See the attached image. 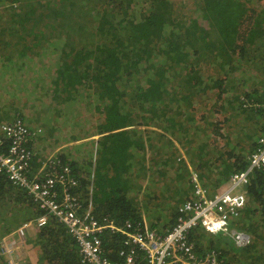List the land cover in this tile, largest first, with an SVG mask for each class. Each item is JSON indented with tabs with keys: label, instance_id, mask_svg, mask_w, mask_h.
Instances as JSON below:
<instances>
[{
	"label": "trees",
	"instance_id": "trees-1",
	"mask_svg": "<svg viewBox=\"0 0 264 264\" xmlns=\"http://www.w3.org/2000/svg\"><path fill=\"white\" fill-rule=\"evenodd\" d=\"M18 1L26 2V7L32 12L36 9L32 1H37L42 7L40 17L49 19L52 29L60 33L50 40L53 44H70L79 32L84 34L85 39L78 51L79 56L68 53L73 62L67 63V66L63 65V61L61 63L60 57L57 60L54 54L51 56L53 65H43L39 56L45 53L44 46L36 54V59L44 67L42 73L33 68L34 59L23 50L17 49V55L11 57L2 58L0 54V65L8 61L17 62L21 69L27 70V77L30 74L31 82L17 91L16 97L22 103H25L24 100L42 101L43 96L47 95L52 98L45 111L51 114L41 115L40 122L32 119L31 123H40L41 128L36 131L43 132L44 121L52 119L51 132L47 134L50 139L46 143L52 149L65 145L63 137L68 126L73 123L71 120L76 102L83 98L85 101L79 106L101 115L102 120L94 127L95 133L86 132L79 126L80 137L96 139L97 136L102 139L103 145L106 142H118L115 147L109 144L103 147L99 142L101 146L95 159L93 175L94 189L91 155L78 153L77 149L67 150L69 147L55 153L56 159L71 167L77 181V186L73 188L75 194L80 196L85 209L93 204L96 218L108 216L119 224L130 220L163 232L158 224L161 219H169L167 211L172 208V202L161 208L156 207L157 196L142 192L140 184L145 182L151 191H162L161 184H169L172 181L170 176L179 174L181 166L177 161L174 164L176 159L170 152L160 150V144L151 137L154 131L131 128H158L182 142L183 138L190 135L193 125L199 128L205 123L218 127L219 123L215 125L211 121L213 109L207 103L211 98L205 97L213 91L210 81L205 82L200 70H192L191 60L200 63L205 53H210L211 60L206 63L210 67L221 68L218 76L228 70L227 74L230 73L237 84L249 81L252 78L249 69L243 73L247 68L244 60L248 46L257 41L264 43V7L259 5L261 2L199 0L196 12L193 16H187L173 0H0V10L8 4L19 9L13 10L11 14L13 21L19 18L14 35L29 29L30 21L33 27L41 23L49 27L45 21L32 20L30 12L27 16V10L20 8ZM250 3L253 8L249 7ZM256 5L258 8H255ZM2 34L0 32V36ZM9 44L14 43L9 41ZM26 62L31 63V69L26 68ZM212 79L215 84L213 87L217 86V78ZM194 80H202L206 85L200 87L193 83ZM226 90L219 92V100H223L222 94H229ZM263 96L264 89L237 97L236 101L241 102V113L245 115L253 111L260 119L264 118V109L244 107L245 100L259 104ZM56 105H60V109L55 108ZM227 106L232 107V102L215 103L214 111L227 113ZM229 118L227 120L230 122ZM262 127L261 132L264 134V123ZM193 134L195 140L201 138L196 132ZM35 139L36 135L28 149H31ZM169 145H164V148ZM202 149L203 145H199L195 152V165L200 183L213 190V193L229 176L248 166L247 160L242 159L228 163L232 158L218 165L219 158L208 160ZM32 172H35V168ZM206 175L216 178L207 182ZM155 177L157 180H154ZM253 177L247 187L250 204L238 221L239 227L252 236L253 242L242 255L246 259L245 263L239 261L240 264H256L254 258L257 262L264 259V175L257 171ZM145 194L148 201L143 200ZM184 196L187 199L190 193H184ZM3 204H9L13 209L18 205H28L29 208L34 206L24 190L0 174V205ZM154 208L160 211H152ZM40 215L41 212L36 209L34 221ZM176 217L177 213L169 228L174 225ZM35 235L33 243L40 248V262L43 264H81L80 249L74 237L54 217H50L47 225L38 229ZM123 238L120 234L103 235L104 250L111 259H116L119 251L124 248ZM203 238L208 239L212 245L216 243L204 234L193 239ZM225 248L226 251H222L220 256L224 259L226 257L228 263H233L235 260L230 258V249ZM0 264L6 263L0 261Z\"/></svg>",
	"mask_w": 264,
	"mask_h": 264
},
{
	"label": "rangeland",
	"instance_id": "rangeland-1",
	"mask_svg": "<svg viewBox=\"0 0 264 264\" xmlns=\"http://www.w3.org/2000/svg\"><path fill=\"white\" fill-rule=\"evenodd\" d=\"M173 1L178 3V7L180 8V10L186 13L187 16H193V13H195L197 9V3L199 2V0ZM257 1H260L261 3L259 5L264 7V0ZM18 3L20 5V8H25V10H27V16H29V12L31 13L30 16L32 20L39 19L40 22H49V19L40 17V14L43 9L41 6L38 5L37 1L31 2L32 6L36 8L34 12H32L29 8L26 7V2L18 1ZM249 7L253 8V4L250 3ZM255 8H258V5H256ZM15 9L19 10L18 8L13 7V4H8L7 6L3 7V10H0L3 14V17L0 18V32L3 33L0 36V54L2 58L17 55V53L19 52L17 49L21 51L23 50L22 52L30 54L31 59H34V62L32 64L33 68L41 72V70H44L43 65H53L54 62L52 61V54L57 57V60H59L60 57L61 63L63 61V65L66 66L67 63L71 64L73 62L68 57V53L72 52V55L79 56L78 51L80 50L81 45L85 41L84 34L81 32L75 35L73 42H70V44L66 43L59 46L53 44V41H50L53 39V36L60 33L54 31L49 23V27H46L45 23H41L39 26L33 27V23H31L30 21V24L28 26L31 27H29V29L20 32V35H14L13 32L16 31L15 24L19 19L17 18L13 21L11 18L13 10L16 11ZM213 40L217 41L216 39ZM9 41H12L14 44H9ZM262 43L263 42L261 41H257L256 43L248 46V56L246 55L244 60V64L247 68L243 71V73H245L246 70L249 69L253 79L251 78L245 83L237 84V81L231 77V74H227L228 70H225L221 76H218L217 73L221 68L218 66L210 67V65H207L206 63L211 60L212 56L210 53L206 52L203 60L200 63L196 62L195 60H191V62L193 63L192 70H200V74L205 78V82L210 81V87H212L213 91L208 92L205 97L209 96L211 98V100L207 101V103L210 104L213 109L211 121L215 122V125L219 123L218 127H211L205 123L201 124L199 128L196 125H193L189 132L190 135L186 138H183L182 142L180 140L177 141L176 139H174V136L172 134H167L166 131L159 130L158 128L152 127L150 129L146 127L137 126L131 128L138 130L147 129L148 132L154 131L155 133H152L151 137H153V139L160 144V150L164 151V153L170 152L172 154V157L176 159L174 161V164H176L177 161V163H180L179 165L181 166L179 174L174 175L171 173L172 175L170 177H172V181L169 184H161L162 191H151L150 189H148L149 187H146L147 183L145 182H142V184H140L142 186V192L157 196V199L155 201L156 207L161 208L166 206L168 202H172V208L167 211L169 219H161L158 224L159 229H169L171 221L174 218V215L177 213V210L182 205V203L190 197L189 196L186 199L184 193H190L191 195L193 186L196 185L195 178H198L199 181L198 170L197 166L195 165V152L198 149L199 145H203L202 152L205 151L208 160L211 158H219L218 165H221L222 161L225 162L229 158H232L231 161L228 160V163L231 164L236 159L247 160V162H249L248 154H250L253 149V143L255 141V143H257L259 139L264 136V134L261 132L263 128L262 123H264V118L260 119L259 115H257L256 112L253 111H248L252 113L246 112L245 115H243L239 108L241 102L236 101L237 97L239 96L251 93L255 90H259L260 92L264 89V43ZM44 46L45 53L39 56L40 62L43 64L42 65L36 59V57L38 56L36 54L42 51L44 49ZM23 60H25V58H23ZM30 64L31 63L29 62L25 63L27 69H31ZM200 64L201 67H198ZM190 70L191 67L189 68V72ZM27 75V70L21 69L17 62L8 61L7 63L0 65V126L2 124H11L17 121H21L23 125L29 127V129L33 131L37 137V139H35L34 143L31 145V149L38 150V152L40 153L38 161L42 162L46 158L56 156L55 153H57L58 151L55 150L60 147L52 149L50 145L46 143V140L48 141L50 139V135L47 134L51 132L50 124L52 119L49 122L44 121L45 129L41 133L36 131L38 128H41L40 123L31 122L32 119L39 121L41 115H44L46 113H48V115L51 114V112L45 111L47 110V105L52 102V98L47 95L43 96L42 101L24 100L25 103H22L16 96L18 95V90L24 88L27 83L31 82L30 74L28 77ZM37 76L42 77L41 75ZM212 78H217L218 83H216L217 86L215 87H213L215 84ZM199 81L194 80L193 83L199 84L200 87H204L206 85L202 80ZM63 87L64 83L62 82L61 88L63 89ZM223 89H227L226 91H228L229 94H222L223 100H219L218 94ZM253 99L256 100L255 97H253ZM84 101L85 100L81 98L78 99L76 102L77 105H75L74 112L72 115L73 120H71V122L73 123L68 126V131H66L63 137V139L65 140V145L63 146H65V148L69 147L67 150L77 149L78 153L85 154L86 156L91 155V169L95 170V159L97 157L99 147L101 146L99 145V142H101L103 145V141L97 136H95L97 137L96 139H87L89 137L84 138V136L82 139L79 133L80 128H83V130H85L86 132L89 131L90 133H95L94 127L98 124L99 121L102 120V117L101 115L97 114L94 111H91L87 107L81 108L79 105L83 104ZM224 102H232V107L227 106V113H223L221 111H214L215 103L224 104ZM55 108L60 109V105H56ZM199 111L202 112L203 110ZM78 112L80 113L78 114ZM233 115L235 117L232 118ZM134 116L136 117L137 115L135 114ZM230 116L231 118H229ZM227 117L230 119V122L227 120ZM197 118L199 119V116H197ZM28 120H31L30 123ZM63 120L66 121L65 119ZM71 128H73L72 131H70ZM193 132H196L197 134L201 135V138L195 140V135L193 134ZM97 135H99V132L97 133ZM144 136L147 137L146 133ZM170 140H172L173 144L172 142H170ZM117 143L118 142L114 141H111V143L106 142L103 147H105L107 144H109L111 147H115L117 146ZM168 143H170L169 147L164 148V145ZM38 144L39 146H42L43 144L46 148L39 149L37 147ZM42 151L44 152V154L42 153ZM91 151L92 154L90 153ZM147 163L149 164V161H147ZM38 164L40 163H36V168H39ZM206 176L207 182H210L213 178H216L215 176ZM144 177L147 178V176ZM154 180H157V177H155ZM198 183L199 185H201L200 182ZM165 189L168 191H163ZM143 200H149L146 197V194L143 196ZM178 200L183 201L178 202ZM34 206L29 208L28 205H18L16 206V209H13V206L9 204L0 205V246L2 245L3 241L14 232L16 228H18L24 222L32 220L34 218V214L36 212V206ZM158 208H154L152 209V211H160ZM17 225L19 226L16 227ZM262 229L264 230V227ZM205 236L209 237L212 241H215L216 243L215 245H212L211 242H209V240L206 238H203L202 240H196V242L198 243V248L200 250H206L211 247H214L216 249H219L220 251H226L225 247H227L231 251L230 258H232V260H235L233 263L227 262V264H240L239 261L245 263L244 261H246V259L242 255L245 249L248 248L250 245L242 248L237 247L233 242L231 243V241L222 233L217 235L205 234ZM28 241L35 248L39 249V253L41 252L40 248L34 245V240H32L29 235H27L26 240L21 243V245L17 246L14 250L16 255H19L18 258L20 262L25 259L26 255L24 249L26 248ZM1 253L2 252H0V256L5 257V263L10 264L11 259L9 254L5 255ZM225 259L227 261L226 257ZM255 259L256 258H254V262L256 264H263L264 262V259H261L260 262L255 261ZM0 261L4 262L2 258H0ZM21 264L28 263L26 261ZM40 264L43 263L40 262Z\"/></svg>",
	"mask_w": 264,
	"mask_h": 264
},
{
	"label": "built area",
	"instance_id": "built-area-1",
	"mask_svg": "<svg viewBox=\"0 0 264 264\" xmlns=\"http://www.w3.org/2000/svg\"><path fill=\"white\" fill-rule=\"evenodd\" d=\"M245 106L264 109V96L261 103ZM34 135L21 121L0 126V174L32 198L42 212L36 220L39 227L47 225L50 217L67 227L79 246L82 264H225L217 250L197 248L193 239L197 230L211 235L222 233L237 247L251 244V236L239 231L233 220L248 204L247 187L256 170L264 175V137L249 167L233 174L215 193L195 178L192 198L179 207L174 225L160 233L130 220L119 224L108 216L96 218L93 204L85 209L73 190L77 181L70 165L55 156L49 157L37 173L32 172L34 154L28 146ZM30 226L23 225L5 239L0 252H14L17 238L23 240ZM105 233L124 237V248L114 260L104 250Z\"/></svg>",
	"mask_w": 264,
	"mask_h": 264
},
{
	"label": "clouds",
	"instance_id": "clouds-1",
	"mask_svg": "<svg viewBox=\"0 0 264 264\" xmlns=\"http://www.w3.org/2000/svg\"><path fill=\"white\" fill-rule=\"evenodd\" d=\"M243 100H245V99H243ZM254 100V99H253ZM250 103H252V102H249L248 100H245V104H244V107H246V108H253V107H250V106H245L246 104H250ZM255 103V102H254ZM29 128V127H28ZM264 137V136H263ZM263 137H261V138H263ZM260 138V139H261ZM259 142V141H258ZM31 151H32V149H30ZM32 153L34 154V152L32 151ZM253 154V153H252ZM252 156V155H251ZM48 158H46L44 161H43V163H42V166H43V164L45 163V161L47 160ZM33 161H34V159H33ZM249 165H250V163L248 164V166L246 167V169L249 167ZM41 166V167H42ZM34 167H32V169H33ZM38 168H35V171L37 170ZM245 169V170H246ZM245 170H243V171H245ZM257 171H260V170H256V172ZM240 172H242V171H240ZM260 172H262V171H260ZM235 173H237V172H235ZM235 173H233V174H235ZM232 174V175H233ZM255 174V173H254ZM231 175V176H232ZM231 176H229L227 179H226V181L225 182H223V184H225L229 179H230V177ZM253 176H252V179L251 180H253ZM9 180V179H8ZM200 182V181H199ZM222 184V185H223ZM221 185V186H222ZM203 187H205L204 185H202ZM220 186V187H221ZM219 187V188H220ZM18 188V187H17ZM206 189H208L209 190V192L210 193H213V190H211V189H209L208 187H205ZM218 188V189H219ZM21 189V188H20ZM218 189H216L215 190V192L218 190ZM23 190V189H22ZM194 190V189H193ZM193 190H192V193H191V195H190V198H188L187 200H185L183 203H182V205L185 203V202H187L188 200H190L191 198H192V196H193ZM214 192V193H215ZM26 193V192H25ZM27 194V193H26ZM247 195H248V192H247ZM27 196L30 198V200L34 203V201L32 200V198L27 194ZM35 204V203H34ZM250 203H249V197H248V204H247V206L249 205ZM35 206H36V209H37V211H40L39 210V208L37 207V205L35 204ZM246 206V207H247ZM246 209V208H245ZM245 209H243L241 212H239V215L236 217V218H234V220H233V223L240 229V230H242L240 227H239V224H238V221H239V219L241 218V214H242V212L245 210ZM178 211V210H177ZM41 212V211H40ZM41 215H42V212H41ZM40 215V216H41ZM39 216V217H40ZM25 224H31V226H30V228L27 230V232H26V234H25V238L22 240V239H19V238H17V240H18V244H17V246H19V245H21V243H23L25 240H26V238H27V235H28V233H29V231L30 230H32V229H34V228H36V229H40V228H42V227H39L37 224H36V221H34V219H32V220H29V221H26V222H24L22 225H20L18 228H16L15 230H14V232L11 234V235H13V234H15V232L20 228V227H22L23 225H25ZM62 224V223H61ZM64 225V224H63ZM46 226V225H45ZM170 229V228H169ZM168 230V229H167ZM167 230H164L163 232H161V231H159L158 230V232H160V233H165ZM242 231H244V230H242ZM197 234H193V235H195L196 237H199V236H201L202 234H204L203 232H200V230H197ZM245 233H247V234H249L248 232H246V231H244ZM205 234H207V233H205ZM204 234V235H205ZM10 235V236H11ZM250 235V234H249ZM9 236V237H10ZM251 236V235H250ZM8 237V238H9ZM207 237V236H206ZM251 238H252V236H251ZM252 242H253V238H252V241H251V244H252ZM195 243H196V246H197V248H198V243L196 242V240H195ZM76 244H77V242H76ZM250 244V245H251ZM208 250H217L218 252H222V251H220L219 249H216V248H209ZM107 257H109L108 255H107ZM110 258V257H109ZM82 259V258H81ZM224 262H225V264H227V261L226 260H224ZM81 264H82V262H81Z\"/></svg>",
	"mask_w": 264,
	"mask_h": 264
},
{
	"label": "crops",
	"instance_id": "crops-1",
	"mask_svg": "<svg viewBox=\"0 0 264 264\" xmlns=\"http://www.w3.org/2000/svg\"><path fill=\"white\" fill-rule=\"evenodd\" d=\"M97 138V137H96ZM256 142V141H255ZM253 143V149H252V152L255 150V148L257 147V145H258V142L257 143ZM34 143V142H33ZM32 143V144H33ZM35 145H36V143H35ZM37 147L39 148V149H45L46 147L42 144V146H39V144L37 145ZM65 148V146H63V147H60V148H57L55 151H59V150H61V149H64ZM32 151L34 152V161H33V163H32V167H34V168H36L35 167V165H36V163H40V164H38V169L35 171L36 173L41 169V166H42V163H43V161L42 162H39L38 160H39V155H40V153L38 152V150H36V149H32ZM42 153L44 154V152L42 151ZM94 175V170L92 171V176ZM92 181H93V189H94V176L92 177ZM91 188H92V186H91ZM90 188V189H91ZM37 230L38 229H36V228H34V229H32V230H30L29 231V233H28V235H29V237L32 239V240H34V238L36 237V232H37ZM24 251H25V259L22 261V263H24V262H26L27 261V263L28 264H40V259H39V255H40V253H39V249L38 248H35L33 245H31L30 243H29V241L27 242V246H26V248L24 249ZM21 255V254H20Z\"/></svg>",
	"mask_w": 264,
	"mask_h": 264
},
{
	"label": "flooded vegetation",
	"instance_id": "flooded-vegetation-1",
	"mask_svg": "<svg viewBox=\"0 0 264 264\" xmlns=\"http://www.w3.org/2000/svg\"><path fill=\"white\" fill-rule=\"evenodd\" d=\"M14 123H15V122H14ZM257 148H258V145H257V147L255 148V150H254L253 152L251 151V153H250V155H249V157H248V160H249L248 164L250 163V158H251L252 153H254V152L257 150ZM1 254L8 255L6 252H2ZM13 255H14V256H13ZM9 256H10V259H11L10 264H21V263H22V261L20 262V260H19V258H18L19 255H18V254L16 255L15 252L10 253ZM0 257H2L3 260H4V262H5V257H4V256H0ZM6 264H7V263H6Z\"/></svg>",
	"mask_w": 264,
	"mask_h": 264
},
{
	"label": "bare ground",
	"instance_id": "bare-ground-1",
	"mask_svg": "<svg viewBox=\"0 0 264 264\" xmlns=\"http://www.w3.org/2000/svg\"><path fill=\"white\" fill-rule=\"evenodd\" d=\"M239 192L241 193V192H243V191L240 190Z\"/></svg>",
	"mask_w": 264,
	"mask_h": 264
}]
</instances>
